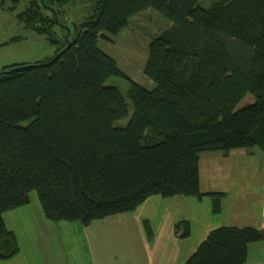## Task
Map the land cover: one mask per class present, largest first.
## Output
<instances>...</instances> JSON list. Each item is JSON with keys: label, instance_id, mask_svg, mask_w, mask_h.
I'll use <instances>...</instances> for the list:
<instances>
[{"label": "trees", "instance_id": "1", "mask_svg": "<svg viewBox=\"0 0 264 264\" xmlns=\"http://www.w3.org/2000/svg\"><path fill=\"white\" fill-rule=\"evenodd\" d=\"M33 2L36 16H26L28 7L18 18L58 47L39 65L0 75V259L18 251L2 215L27 204L33 190L48 219L87 225L151 195L201 197L200 152H264V0L208 7L199 0H87L91 9L75 32L61 12L71 0ZM148 8L170 20L148 45L144 73L152 89L98 46ZM60 23L71 29V45L52 60L67 44ZM112 75L129 80L131 113L118 87L106 84ZM209 194L218 211L222 192ZM175 231L187 236L189 222ZM259 240L264 228L220 226L185 264H243L248 243Z\"/></svg>", "mask_w": 264, "mask_h": 264}, {"label": "crops", "instance_id": "2", "mask_svg": "<svg viewBox=\"0 0 264 264\" xmlns=\"http://www.w3.org/2000/svg\"><path fill=\"white\" fill-rule=\"evenodd\" d=\"M254 147L200 152L201 197L151 195L132 211L87 225L50 220L30 197L2 215L18 251L0 264H185L217 227L264 228V152ZM209 192H222L218 211ZM183 221L190 224L185 237L175 231ZM243 264H264V240L248 243Z\"/></svg>", "mask_w": 264, "mask_h": 264}, {"label": "rangeland", "instance_id": "3", "mask_svg": "<svg viewBox=\"0 0 264 264\" xmlns=\"http://www.w3.org/2000/svg\"><path fill=\"white\" fill-rule=\"evenodd\" d=\"M34 0H0V70L7 66L23 64H35L51 57L57 51L58 45L51 42L47 35L26 26L18 18V13L27 8L26 16H36V3ZM73 3L66 5L61 12H68L71 22H80L82 16L89 14L90 3L87 0H71ZM216 0H199L205 7L210 6ZM87 7V8H86ZM42 14L50 15L48 10H41ZM60 20L61 17H60ZM170 24V20L164 17L154 8H148L129 19L124 27L116 35H108L107 39L99 38L98 46L116 60L119 69L130 79L141 84L147 89L155 86L153 79L144 73L148 58V45L162 29ZM53 31L58 37L62 31L60 26L54 25ZM107 85L116 86L125 99L130 87V82L123 76L112 75L106 80ZM246 100H250L248 97ZM128 118L121 119L118 123L125 124ZM254 148H258L257 146ZM30 197L37 198L35 190L30 192ZM39 200V199H38Z\"/></svg>", "mask_w": 264, "mask_h": 264}, {"label": "water", "instance_id": "4", "mask_svg": "<svg viewBox=\"0 0 264 264\" xmlns=\"http://www.w3.org/2000/svg\"><path fill=\"white\" fill-rule=\"evenodd\" d=\"M52 12L54 13V16H55V20H57V14H56V10L53 8V7H49ZM65 19L67 20L68 19V16H65ZM58 22V21H57ZM60 26H62L64 29H65V39L67 40V44L65 46V48H63L61 51H59L53 58L52 60L56 59L63 51L64 49L68 48L70 45H71V40L69 39V35H70V32H71V29L70 27L68 26V24H65V23H60ZM72 26H73V32H75L77 30V25L75 22L72 23ZM51 60V61H52ZM50 62V61H49ZM47 62V63H49ZM34 65H39V63H35V64H23V65H18V66H13L11 68H7V69H3V70H0V75L2 74H6V73H12V72H16V71H19V70H23V69H26V68H29V67H32Z\"/></svg>", "mask_w": 264, "mask_h": 264}]
</instances>
